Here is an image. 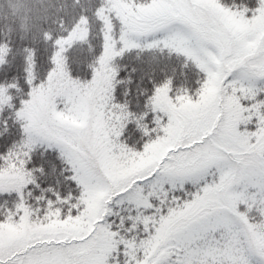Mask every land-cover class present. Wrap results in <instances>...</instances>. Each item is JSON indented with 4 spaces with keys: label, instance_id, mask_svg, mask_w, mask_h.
<instances>
[{
    "label": "snow or ice",
    "instance_id": "snow-or-ice-1",
    "mask_svg": "<svg viewBox=\"0 0 264 264\" xmlns=\"http://www.w3.org/2000/svg\"><path fill=\"white\" fill-rule=\"evenodd\" d=\"M0 264H264V0H0Z\"/></svg>",
    "mask_w": 264,
    "mask_h": 264
}]
</instances>
